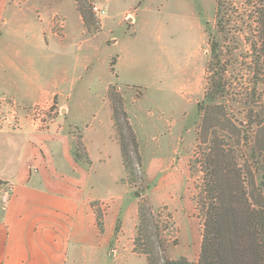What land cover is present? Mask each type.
<instances>
[{
  "label": "rangeland",
  "instance_id": "1",
  "mask_svg": "<svg viewBox=\"0 0 264 264\" xmlns=\"http://www.w3.org/2000/svg\"><path fill=\"white\" fill-rule=\"evenodd\" d=\"M218 1L228 7L226 36L218 31L217 0H7L0 21V127L66 125L74 148L78 137L83 143V124L71 123L72 116L99 109L105 130L103 107L112 118L114 91L121 103L117 123L138 173L128 183L118 155L106 162L107 171L124 173L121 182L137 207L142 200L152 205L150 234L163 240L162 252L173 259L198 258L200 191L217 152L236 165L249 195L264 196V71L246 41V23L238 21L246 0ZM92 3L106 14L95 15ZM215 41L223 52L217 68L225 72L214 78L215 99L206 101ZM17 90L44 96L22 101ZM93 202L103 221V203ZM133 218L130 228L126 214L114 255L115 237L105 249L108 260L89 251L79 264H146L133 250L137 212ZM121 230L119 216L114 234Z\"/></svg>",
  "mask_w": 264,
  "mask_h": 264
},
{
  "label": "crops",
  "instance_id": "2",
  "mask_svg": "<svg viewBox=\"0 0 264 264\" xmlns=\"http://www.w3.org/2000/svg\"><path fill=\"white\" fill-rule=\"evenodd\" d=\"M6 3L0 0V21ZM19 47L12 49L18 53ZM15 55L13 52L10 68L16 65ZM13 94L22 101L37 100L44 91L36 98L26 90ZM104 108L105 130L99 109L71 118V123L83 124L82 140L89 164L75 159L66 125L50 124L46 129L34 124L0 127V183L5 186L0 191V264H79L89 251L97 253L98 261L102 257L108 260L105 249L115 237L110 253L117 252L127 213L130 228L135 226L137 203L129 197L126 183L121 182L124 173L114 176L107 171L106 162L116 155L121 160V154L110 107ZM93 201L104 204L102 230ZM119 216L122 230L114 234Z\"/></svg>",
  "mask_w": 264,
  "mask_h": 264
},
{
  "label": "trees",
  "instance_id": "3",
  "mask_svg": "<svg viewBox=\"0 0 264 264\" xmlns=\"http://www.w3.org/2000/svg\"><path fill=\"white\" fill-rule=\"evenodd\" d=\"M78 3L81 0H76ZM228 7L217 0L216 17L218 31L223 36L229 35ZM221 10L223 14L220 16ZM245 18L239 22L246 23L248 38L246 41L256 55L258 70L264 71V0H246ZM84 20L86 13L81 9ZM242 30L232 32L235 37ZM235 42H238L235 40ZM211 60L208 63V87L205 100L213 101L216 97L215 76L223 77L224 69L217 68L223 59L222 47L218 41L211 42ZM224 63V62H223ZM222 63V64H223ZM221 65V64H220ZM264 74V72H263ZM213 81V82H212ZM110 92L112 103V119L115 137L120 146L122 164L126 181L132 183L137 179V168L130 149L120 132L117 117L119 107L116 96ZM131 139L134 141L133 137ZM135 143V141H134ZM73 153L77 161L90 163L87 151L81 138L75 140ZM214 169L206 173V180L200 191L199 212L203 219L202 237L199 255L196 261H190L184 256L169 258L162 252L163 240L152 239L150 229L153 226V207L144 200L137 207V225L133 238V250L145 256L146 264H264V196L248 194L243 186L242 174L235 164L227 161L221 153H216ZM235 168V169H234ZM145 174V172H144ZM144 175V180L147 178ZM97 224L102 230V213H96ZM119 224V223H118ZM116 230L118 229V225Z\"/></svg>",
  "mask_w": 264,
  "mask_h": 264
},
{
  "label": "built area",
  "instance_id": "4",
  "mask_svg": "<svg viewBox=\"0 0 264 264\" xmlns=\"http://www.w3.org/2000/svg\"><path fill=\"white\" fill-rule=\"evenodd\" d=\"M91 11L97 15V16H104L106 14V9L102 7L101 5L97 3H92L91 4Z\"/></svg>",
  "mask_w": 264,
  "mask_h": 264
}]
</instances>
